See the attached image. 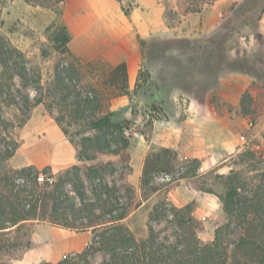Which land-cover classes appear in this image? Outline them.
I'll return each instance as SVG.
<instances>
[{
	"label": "rangeland",
	"instance_id": "374dc122",
	"mask_svg": "<svg viewBox=\"0 0 264 264\" xmlns=\"http://www.w3.org/2000/svg\"><path fill=\"white\" fill-rule=\"evenodd\" d=\"M64 1L52 0L47 6L37 0H0V36L19 47L27 57L29 84L26 89L32 101L31 104H26L18 98V105L2 104V116L6 124H0V174L10 168L32 164L39 168L49 165L57 172L78 162L75 145L59 126L57 118L64 117L61 123L70 132L78 131L80 126L84 128V123L68 126L69 113L61 111L58 96L49 90L56 65L59 62L61 65L69 64V59L75 58L83 73L78 85L82 86L83 91L90 86L91 90H97L96 93L108 99L111 110L114 111V119L124 121L125 132L130 136V168L127 169L119 162L118 156L114 155H103L97 160L107 164L106 179L111 185H116L120 200L126 203L133 198L135 202H139V206L124 223L138 237L146 236L151 226L160 240L173 242L180 227L174 221L171 208H182L190 204L192 215L199 224L197 231L203 241L213 240L215 231L220 226L222 242L230 245V264H258L246 260L234 247L233 242L244 232L243 226L235 219L230 221L220 198L218 203H213L211 198L214 195L219 197L222 192L218 177L220 174L241 171L251 185H256L263 179L264 1L256 3L249 10L253 6L249 0H205L200 12H188L186 7L197 3V0H124L125 12L131 14L136 6H140L144 13L153 16L155 26L154 32L147 39V47V42L139 39L145 60L133 87L129 86L125 74L120 70L126 62L120 60L122 56L117 44L107 37L103 28L94 32L96 37L81 35L76 38L74 30L68 26L63 15ZM185 1H189V4L186 5ZM66 32L69 40L62 44L58 37ZM162 49L164 52L170 51L165 53V57L169 56L170 60L177 56L179 49H185L184 58L192 61L196 54L201 53L204 63L219 65V75L232 68L235 73L255 77L249 83L235 80L228 87L221 86L216 81L210 85V90L216 96L214 104L218 116H225L229 111L230 117V112L240 107V114L248 117L252 126V130H248L250 134H247L249 142L229 154L230 157L225 162L229 168L225 173H216V169L198 172L200 164L196 166V158L179 156V152L169 145L165 129L160 128L158 123L167 120L165 110L173 114L174 111H179L178 103L187 108L190 101L187 96L190 91L188 86L176 81L172 82V92L180 93L183 100L178 103L164 102L161 94L156 99L152 98L154 93H162V87L154 80L148 81L147 67L152 61H161ZM148 53L150 62L146 60V57L149 58ZM174 60L176 61L175 58ZM16 88H21L18 77ZM222 92L231 93L234 100L222 101L219 96ZM38 97L43 101L36 103ZM199 103L205 104L203 101ZM154 105L162 110L155 111ZM243 105L248 112L243 110ZM227 128L228 125L222 122L215 124L214 129ZM258 144L261 145L260 149L256 148ZM15 145L18 148L14 155L6 158L7 150H12ZM164 147L173 151L169 154L172 169L159 170L155 166L149 174V184L144 188L145 166L148 162H156L155 155ZM177 167H184V173L180 177L167 182L153 181L157 172H171ZM129 184L131 188H128ZM67 188L71 189L70 184ZM162 204L167 207L163 214L150 221L153 208ZM90 231L37 222L28 235L31 247L8 258L7 263L27 264L29 261L30 264H40L42 261H38L42 258L43 261L57 262L64 254L85 248L92 238ZM64 235L67 238L64 239ZM66 239L69 240L68 244L63 243ZM102 257V253H97L92 259L93 264H98Z\"/></svg>",
	"mask_w": 264,
	"mask_h": 264
},
{
	"label": "trees",
	"instance_id": "16d2710c",
	"mask_svg": "<svg viewBox=\"0 0 264 264\" xmlns=\"http://www.w3.org/2000/svg\"><path fill=\"white\" fill-rule=\"evenodd\" d=\"M37 1L47 6L52 3V0ZM249 1L253 5L250 10L264 0ZM196 2L186 7L188 12L202 10L205 0ZM58 40L66 44L69 40L67 32ZM69 61V64L64 63L66 65L60 62L56 65L49 90L58 96L61 111L69 113L68 126L84 123V128L80 126L78 131L70 132L61 123L64 117L57 118L59 126L75 145L78 162L57 172L49 165L39 168L32 164L10 168L0 174V264H8V258L31 247L29 232L41 221L78 231L91 230L92 238L81 251L64 254L57 262L42 261L40 264H93L92 259L97 253L103 254L98 264H230V245L222 242V228L217 227L213 240L203 241L190 204L171 208L174 221L180 227L173 242L160 240L151 226L146 236L138 237L124 223L139 202L130 198L123 203L117 195L116 185L106 179L107 164L97 160L103 155H114L127 169L130 168V136L125 132L124 121L114 119L108 99L96 93V89L91 90L90 86L82 90L77 83L83 74L79 62L75 58ZM120 70L127 82L126 65L123 64ZM28 76L25 53L0 36V124H6L2 116L3 103L18 105L17 99L21 98L31 104L26 89ZM16 77L21 85L18 89ZM42 101L38 97L36 103ZM153 109L162 110L157 105ZM243 110L248 112L244 105ZM17 148L15 145L12 150H7L6 158L12 157ZM171 153L170 148L164 147L155 155L156 162L147 163L144 188L149 184V174L155 166L159 170L172 169ZM194 161L198 167L200 161ZM218 177L222 188L219 198L225 214L230 221L237 220L244 229L233 242L234 247L246 260L264 264V175L256 185H251L237 170ZM68 184L71 189L67 188ZM128 188H131L130 184ZM166 208L163 204L155 206L150 221L160 218Z\"/></svg>",
	"mask_w": 264,
	"mask_h": 264
},
{
	"label": "crops",
	"instance_id": "0c3cea01",
	"mask_svg": "<svg viewBox=\"0 0 264 264\" xmlns=\"http://www.w3.org/2000/svg\"><path fill=\"white\" fill-rule=\"evenodd\" d=\"M123 2L124 0H65L63 15L68 26L74 30L76 38L81 35L87 38L96 37L94 32L98 28H103L107 37L120 49L122 56L120 60L126 62L127 81L129 86L133 87L145 60L139 39L147 42V47V39L154 32L155 26L153 16L144 13L140 6H136L131 14H126ZM169 52H164L162 49L161 61L151 60V65L147 67L148 81L154 80L162 87V93H154L152 98L156 99L157 95L161 94L164 102L178 103L182 97L180 93L172 92L171 89L172 82L176 81L188 86L190 91L187 96L190 101L187 108L178 103L179 111L176 110L173 114L165 110L167 120L158 124L161 129H165L164 133L170 142L169 145L171 144L179 152V156L186 159L196 158L200 161L198 172L204 173L216 169V173H225L229 168L228 164H225L230 157L229 154L249 142L247 134L248 130H252L250 129L252 126L249 123L250 119L240 114V107L233 109L230 117L228 116L229 111L225 116H218L214 104L216 96L214 97L210 90V85L216 81L217 84L228 87L235 80L249 83L255 77L235 73L232 68H228V72L219 75L217 71L219 65L204 63L201 53L196 54L197 51L194 52L197 55L194 56V61L184 58L185 49H179L176 52L178 53L174 57L176 61L174 58L170 60L169 56L165 57V53ZM149 54H147L149 58L146 57L147 61L150 59ZM219 96L222 101L234 100L229 92H222ZM202 101L205 102L204 105L199 103ZM222 122L228 125L227 129H214L215 124ZM218 198L214 195L211 201L218 203ZM63 238L67 237L64 235ZM63 243L68 244L69 240L66 239ZM43 260L44 258L38 262ZM26 263L30 264L29 261Z\"/></svg>",
	"mask_w": 264,
	"mask_h": 264
},
{
	"label": "built area",
	"instance_id": "2783aa9c",
	"mask_svg": "<svg viewBox=\"0 0 264 264\" xmlns=\"http://www.w3.org/2000/svg\"><path fill=\"white\" fill-rule=\"evenodd\" d=\"M256 148L260 149L261 145H256ZM184 173V167H177L174 171L168 172V171H161L157 172L154 177V182H167L172 181L177 177H180Z\"/></svg>",
	"mask_w": 264,
	"mask_h": 264
}]
</instances>
